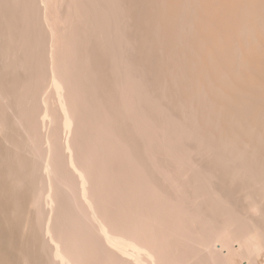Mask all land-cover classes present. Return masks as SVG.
Instances as JSON below:
<instances>
[{"label": "bare ground", "instance_id": "6f19581e", "mask_svg": "<svg viewBox=\"0 0 264 264\" xmlns=\"http://www.w3.org/2000/svg\"><path fill=\"white\" fill-rule=\"evenodd\" d=\"M61 257L264 264V0H0V264Z\"/></svg>", "mask_w": 264, "mask_h": 264}, {"label": "rangeland", "instance_id": "374dc122", "mask_svg": "<svg viewBox=\"0 0 264 264\" xmlns=\"http://www.w3.org/2000/svg\"><path fill=\"white\" fill-rule=\"evenodd\" d=\"M63 135H64V134H63ZM62 137H63V136H62ZM64 137H65V135H64ZM48 233H49V232H48ZM48 236H49V239H50V238H51V237H50V234H48ZM51 240H52V241H51ZM50 241H51L52 244H53V249H54L55 246L57 247V245L55 244V242H53L54 240H53L52 238L50 239ZM54 244H55V245H54ZM56 247H55V249H56ZM218 247H219V246H218ZM57 248H58V247H57ZM219 248H220V247H219ZM219 248H218V249H219ZM56 250H57V252H59L58 249H56ZM56 250H55V251H56ZM222 251H223V253H224V250H222ZM59 253H60V252H59ZM59 253H58V254H59ZM62 257H63V259H64V256H62ZM62 257H61V259H62ZM63 259H62V260H63ZM65 259H66V258H65ZM259 259H262V260H258L259 262L263 261V258H259ZM66 260H67V259H66ZM66 260H65V261L63 260V261H64L65 263L69 264L68 261L66 262Z\"/></svg>", "mask_w": 264, "mask_h": 264}]
</instances>
